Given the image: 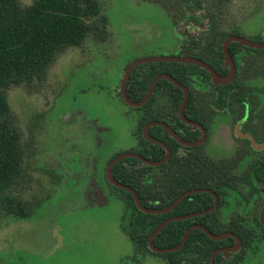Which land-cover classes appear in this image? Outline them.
<instances>
[{
	"label": "rangeland",
	"instance_id": "374dc122",
	"mask_svg": "<svg viewBox=\"0 0 264 264\" xmlns=\"http://www.w3.org/2000/svg\"><path fill=\"white\" fill-rule=\"evenodd\" d=\"M195 1L97 0L107 38L88 35L60 53L42 81L7 92L22 148L14 193L35 213L24 221L0 210V264L171 263L136 252L121 229L125 201L105 171L114 156L137 150L140 110L118 96L128 64L178 57L180 44L204 38L209 15L217 29L239 28L242 38L264 43V0ZM249 58L264 61V51ZM256 252L242 264H264V244Z\"/></svg>",
	"mask_w": 264,
	"mask_h": 264
},
{
	"label": "trees",
	"instance_id": "16d2710c",
	"mask_svg": "<svg viewBox=\"0 0 264 264\" xmlns=\"http://www.w3.org/2000/svg\"><path fill=\"white\" fill-rule=\"evenodd\" d=\"M197 3V0L195 1ZM210 31L204 41L203 48L194 57L216 71L222 62L221 43L230 35H240V29H232L229 33L218 32L210 18ZM108 19L102 12L97 0H33L23 7L19 0H0V210L11 214L19 220L28 221L35 211L32 204L14 193V189L22 179V148L20 135L15 126L7 101V92L12 87L30 85L42 81L48 68L56 57L68 48L80 47L86 37L94 39L107 38ZM253 53L264 50L246 49ZM229 52L237 65L235 55L236 43H232ZM241 61V62H240ZM239 67L235 80L227 86L216 87L217 93H233L234 95H252L264 93V61H238ZM227 71V68H225ZM161 73H167L176 81L185 85L189 94L196 93L197 85L208 73L194 65L174 63H149L139 66L131 73L127 84V97L138 102L145 96L152 80ZM191 79H196L194 86ZM171 93L174 107L178 106L181 92L166 80L159 81L153 95L140 110L139 130L148 122L160 120V114L154 110L158 91ZM120 96V94L118 93ZM170 100V101H171ZM189 100V99H188ZM158 127L150 130V135L157 137ZM141 148V149H140ZM137 152L151 161L160 159L162 152L158 145H150L142 139ZM154 150L156 153H152ZM152 154H151V153ZM162 153V154H161ZM115 157V156H114ZM140 165L138 168L134 166ZM165 173L160 175V169ZM164 169H166L164 171ZM195 168L181 167L173 161L164 167L152 170L135 159H125L112 167L111 176L119 183L132 188L143 206L151 209H163L169 206L183 191L199 187L200 172ZM159 170V171H158ZM109 186L118 191L125 201L126 213L123 216V231L136 247V252H148L165 256L171 263L178 264L179 257H186L195 246H206L200 253L199 264H209L211 250L224 241H213L202 231L193 230L184 246L177 252L156 254L147 246V237L164 221L166 217L182 215L190 212L186 197L171 212L160 215L144 214L135 206L131 194L115 188L108 180ZM183 183L184 187L178 184ZM193 197V196H191ZM186 209V210H184ZM134 215L130 218V215ZM192 220L170 223L158 233L152 243L157 248H172L178 245ZM131 225V226H130ZM214 234L233 232L243 239L239 230L211 229ZM251 231L248 236L253 237ZM195 256V255H194Z\"/></svg>",
	"mask_w": 264,
	"mask_h": 264
},
{
	"label": "flooded vegetation",
	"instance_id": "af4514ba",
	"mask_svg": "<svg viewBox=\"0 0 264 264\" xmlns=\"http://www.w3.org/2000/svg\"><path fill=\"white\" fill-rule=\"evenodd\" d=\"M184 3L187 2L181 1L182 6L184 5ZM196 4L199 6V1H197ZM209 17L212 18L211 15H209ZM210 18L209 27L204 38L199 39L198 42L191 41L189 45L180 44V54L178 57L174 58L191 57L207 64L205 61L194 57V55L203 48L204 41L206 40L211 29ZM192 22L195 21L193 20ZM216 30L218 32L222 31L217 28ZM231 31L232 30H230L229 32ZM231 36L238 35L230 34L221 43V52L223 55V59L222 62L218 64L217 71L209 63L207 64L220 77H226L230 71V66L226 63V60L224 58L223 45L226 39ZM253 42L260 43L258 41ZM232 43H236L237 52L235 56L239 60L243 59V61L255 62L256 59L251 60L253 58L249 57H256L258 55V53H255L256 56L252 53L246 54L248 53L246 51H244L246 52L245 54H242L243 50L250 48L244 46L239 47L237 42H231L228 45L227 50L233 62L234 77L227 84L214 85L210 73L206 69L200 67L208 73V77L203 78V81L199 82L200 84L197 85L196 93L189 94V90L185 85L176 81L169 74L161 73L169 75L177 83L185 87L187 91L186 101L183 105L182 110H180V105L183 99V92L181 91V89L176 87L181 92L180 100L176 109V107H174L173 105V100H171V93H169L168 90L167 92L159 90L155 96L157 103L154 106V110L161 115L160 120L148 122L140 130L138 127L136 133H134L138 142L137 150L129 153L137 154L142 157L137 151L141 147V142L143 139L150 145H158L164 154L161 155L160 159L157 161H151L145 157L142 158L152 163H157L160 161H163V163L157 166L148 165L135 158H126L135 159L143 165L151 167L152 170L159 167L165 168L166 164H171V162L173 161V163L175 162L179 166V169L181 167L191 166L192 169L195 168L194 170H198L200 172V186L194 189L183 191L178 197L188 191H206L185 195L179 203L183 202L187 197L188 200L186 205L187 208L191 211L182 215H173L166 217L163 222L171 218L184 217L194 214V217L174 220L169 222L167 225L177 221L193 219V221L189 224L187 230L193 226H201L208 231L209 228L243 231V239L233 232H222L232 233L239 238V241H236V239L233 237H227L225 239L219 240H225V243L218 245L211 250L208 259L209 264H211L210 259L212 256L213 264H242L244 259H247V257H249L250 255H254L255 253H257L256 251L258 247L264 244V216L262 214L264 210V93L252 95H234L233 93L216 92V87L230 85L235 80L237 70L238 68H240L238 64L239 60L237 61L236 65L232 55L229 52V47ZM157 63L193 65L179 62ZM138 67L139 66H136L134 69H138ZM225 68H227V71H225ZM190 81L193 82L195 86L196 79H191ZM119 97L121 98V95ZM148 101L146 103H148ZM153 122L161 123L162 125L151 126L148 129V135L152 139L158 141L160 144L152 143L151 141L145 139L143 136V129L147 124ZM153 127L159 128V130L156 132L158 138L153 137L149 133ZM151 151L152 153H156L154 150ZM117 156L119 155H116L115 157ZM115 157H113L112 159H114ZM109 162L107 163V165L109 164ZM139 166L140 165H136L134 166V168H138ZM162 170L163 168L158 171L160 172L161 176H164L165 173L162 172ZM165 170L166 169H164V171ZM178 186L184 187L185 185L183 183H179ZM141 205L143 206L142 203ZM169 206L163 209L154 210H164ZM143 207L145 209L151 210V208H147L145 206ZM172 210L166 213H162V215L167 214ZM133 216V214L130 215V218H132ZM123 224L121 227L122 232L125 230ZM251 231H253L254 233L253 237L248 236ZM222 233L212 234L220 235ZM206 250V246H195L192 249V252L195 256L188 254L186 257H179L181 260H178V264H199L201 259L200 253H204Z\"/></svg>",
	"mask_w": 264,
	"mask_h": 264
},
{
	"label": "water",
	"instance_id": "95a60500",
	"mask_svg": "<svg viewBox=\"0 0 264 264\" xmlns=\"http://www.w3.org/2000/svg\"><path fill=\"white\" fill-rule=\"evenodd\" d=\"M231 42H237L238 46L241 47V46H244V47H247V48H250V49H258V50H264V43H257V42H253V41H250V40H247V39H244V38H241V37H238V36H231V37H228L226 39V41L224 42V45H223V53H224V58L226 60V63L230 66V71H229V74L226 76V77H220L218 76L207 64H205L204 62L200 61V60H197V59H194V58H191V57H185V58H174V57H155V58H147V59H143V60H137V61H133L131 62L125 69L124 71V74H123V77H122V80H121V83H120V88H119V93L121 95V98L122 100L124 101L125 104H127L129 107H132V108H138V107H141L143 106L148 100L149 98L151 97L152 93H153V90L155 88V85L162 79H165L167 80L168 82H170L171 84H173L175 87L181 89V91L183 92V99H182V102H181V105H180V110H182L183 108V105L186 101V98H187V91L185 89V87H183L181 84L177 83L173 78H171L169 75L167 74H160L158 76L155 77V79L151 82L150 86H149V89L145 95V97L138 101V102H132L131 100H129V98L127 97V94H126V84H127V81L129 79V76L132 72V70L136 67V66H140V65H143V64H147V63H157V62H179V63H187V64H193V65H196V66H199L201 68H204L206 69L209 73H210V76L212 78V82L214 85H224V84H227L229 83L233 77H234V66H233V62H232V59L228 53V45L231 43ZM158 125H162L161 123H157V122H153V123H149L146 125V127L143 129V136L145 139L151 141L152 143H159L158 141L152 139L149 135H148V129L151 127V126H158ZM160 144V143H159ZM168 152V150H167ZM126 158H135V159H138L139 161H141L142 163H145V164H148V165H159L161 163H163V161H160V162H157V163H152V162H149L145 159H143L142 157H140L139 155L137 154H131V153H127V154H122V155H119L117 157H115L114 159H112L109 164L107 165L106 167V178L108 180V182H110L113 186L131 194L134 202H135V205L137 207V209L143 213H146V214H162V213H166L170 210H172L182 199L185 195H189V194H193V193H200V192H203V191H206V190H193V191H188L186 193H183L180 197H178L167 209H164V210H154V209H145L142 205H141V202L138 198V195L136 194V192L128 187V186H125L121 183H119L118 181H116L112 176H111V170H112V167L117 164L118 162H120L121 160H124ZM165 160V159H164ZM208 212V211H207ZM206 213V212H205ZM263 216H264V210L262 212ZM195 215H187V216H184V217H177V218H171L165 222H163L161 225H159L147 238V246H148V249L153 252V253H157V254H165V253H173V252H177L178 250H180L183 245L185 244L186 240L188 239L190 233L195 230V229H198V230H201L204 234H206L210 239L212 240H215V241H219V240H222V239H225L227 237H233L236 239V241H239L238 237L233 235L232 233H222L220 235H214L212 233H210L208 230L202 228L201 226H193L191 228H189L184 236L182 237L180 243L173 247V248H164V249H160V248H156L152 241L153 239L155 238V236L160 233V231H162V229L171 221H174V220H180V219H186V218H191V217H194ZM212 259H213V256L211 257V264L212 263Z\"/></svg>",
	"mask_w": 264,
	"mask_h": 264
}]
</instances>
